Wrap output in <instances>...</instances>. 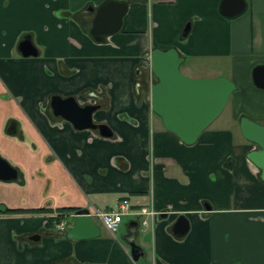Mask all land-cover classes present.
Segmentation results:
<instances>
[{
    "label": "crops",
    "instance_id": "0c3cea01",
    "mask_svg": "<svg viewBox=\"0 0 264 264\" xmlns=\"http://www.w3.org/2000/svg\"><path fill=\"white\" fill-rule=\"evenodd\" d=\"M108 1L127 11L120 31L96 42L80 14ZM244 1L228 19L221 0H0V157L19 177L0 181V264H264V180L239 124L264 126V89L252 79L264 67V0ZM26 38L36 56L19 51ZM156 48H174L185 70L206 61L235 85L191 146L136 91V72ZM88 92L104 98L92 122L110 138L52 115L51 97L94 104ZM122 199L159 216L126 217L114 235L88 240L57 230L56 215L103 212ZM181 218L188 230L176 236ZM131 222L143 252L136 262L123 240Z\"/></svg>",
    "mask_w": 264,
    "mask_h": 264
},
{
    "label": "water",
    "instance_id": "95a60500",
    "mask_svg": "<svg viewBox=\"0 0 264 264\" xmlns=\"http://www.w3.org/2000/svg\"><path fill=\"white\" fill-rule=\"evenodd\" d=\"M245 9L244 0H221L219 5L220 15L228 19L239 16ZM126 11L125 2H105L96 9L90 22L91 27L85 30H88L94 41L103 42L105 38L120 31ZM188 31L189 25L183 29L182 36L185 37ZM18 49L24 57L37 55L29 38L20 42ZM183 61L174 48L164 51L156 48L150 52L149 71L156 83L150 86L147 100L152 112L161 119L164 129L175 135L183 144L191 146L222 113L229 96L235 90V85L222 77L184 76L180 72ZM252 79L257 88L264 89V67L255 68ZM88 96L101 100L94 93ZM50 108L55 118L69 122L76 130L97 131L105 138L112 136L105 125L92 122V115L99 109L98 105L80 106L73 97L53 96L50 99ZM239 124L242 137L255 147L247 154V159L261 172V178L264 180V126L244 117L240 119ZM18 180L17 170L0 157V181ZM88 214L86 209L75 212L72 223L64 230L67 239L80 241L94 239L100 235V228ZM187 230L188 224L183 218L173 226L176 236L186 234ZM136 231L137 223L131 222L128 233L123 238L134 262L143 255L141 248L135 243ZM30 240L38 241L39 236Z\"/></svg>",
    "mask_w": 264,
    "mask_h": 264
},
{
    "label": "built area",
    "instance_id": "2783aa9c",
    "mask_svg": "<svg viewBox=\"0 0 264 264\" xmlns=\"http://www.w3.org/2000/svg\"><path fill=\"white\" fill-rule=\"evenodd\" d=\"M89 214L93 219H97L98 222L101 224L102 228L106 230L108 233L114 235L124 218L131 217L135 215H143V216H150L152 218L158 217L159 214L153 212L150 209L145 207H141L137 211L134 210L132 203L127 199H122L117 201L111 208L107 211H98L92 208H88ZM66 216L70 217L71 219L74 217V214H68L63 217V219L57 222L56 227L57 230L62 232L66 226L65 218Z\"/></svg>",
    "mask_w": 264,
    "mask_h": 264
},
{
    "label": "flooded vegetation",
    "instance_id": "af4514ba",
    "mask_svg": "<svg viewBox=\"0 0 264 264\" xmlns=\"http://www.w3.org/2000/svg\"><path fill=\"white\" fill-rule=\"evenodd\" d=\"M96 9L97 8H93L92 6H88L85 9L82 10V12L80 14V22H81V25L83 26L84 30H85V28L89 30V28L91 27L90 22H91L92 18L94 17V13H95ZM91 11H93V12H91ZM88 30H85V31L88 32ZM143 63H144V67L140 66L139 69L136 72V74H137V82H136V86L135 87H136V91H137L138 94H140V95L143 94L144 96H146L148 98L149 88H150L151 85L156 83V80L150 74L148 56L144 57ZM91 93H94V92H88V94H91ZM97 96L99 98H101V96H99V95H97ZM101 99H104V98L102 97ZM98 102H99V100H95L94 104H89V105H97ZM86 210L88 211V209H86ZM76 211H78V210H75V211H72V212L61 213L60 215H56L55 218H57V220L59 222V221H61L63 219V217L65 215H68V214H71V213L75 214ZM88 213H89V211H88ZM88 215H89V217H91L90 214H88ZM67 219H71V218L66 216V218H65V223L66 224H67V222H66ZM71 220H73V218ZM93 221L95 222V219H93ZM71 223H69V224H71ZM65 228H66V226H65ZM65 228H64V230H65Z\"/></svg>",
    "mask_w": 264,
    "mask_h": 264
},
{
    "label": "rangeland",
    "instance_id": "374dc122",
    "mask_svg": "<svg viewBox=\"0 0 264 264\" xmlns=\"http://www.w3.org/2000/svg\"><path fill=\"white\" fill-rule=\"evenodd\" d=\"M200 62H201V65L197 62V64H199V67L195 66V68L192 70H185V69L180 68V72L184 76H187L190 78H215L216 76H215L214 70H212L206 65L207 62L206 61H200ZM66 222L71 223L72 220L67 219ZM95 223L97 224V226L100 228L101 231H104L101 224L98 222L97 219H95ZM122 230L125 234L127 233V229L125 228V226H122Z\"/></svg>",
    "mask_w": 264,
    "mask_h": 264
},
{
    "label": "trees",
    "instance_id": "16d2710c",
    "mask_svg": "<svg viewBox=\"0 0 264 264\" xmlns=\"http://www.w3.org/2000/svg\"><path fill=\"white\" fill-rule=\"evenodd\" d=\"M39 211H41V210H39ZM63 211H65V210H63ZM16 211H10V210H5V213H15ZM67 212V211H66Z\"/></svg>",
    "mask_w": 264,
    "mask_h": 264
}]
</instances>
